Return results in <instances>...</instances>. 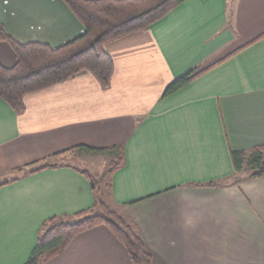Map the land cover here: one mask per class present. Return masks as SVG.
<instances>
[{
  "label": "crops",
  "instance_id": "1",
  "mask_svg": "<svg viewBox=\"0 0 264 264\" xmlns=\"http://www.w3.org/2000/svg\"><path fill=\"white\" fill-rule=\"evenodd\" d=\"M7 1L0 25L19 44L56 49L85 32L62 0ZM104 49L108 90L82 71L25 96L21 114L0 99V177L17 179L0 188V264H27L46 221L95 207L81 172L108 168L64 161L93 154L83 147L103 151L89 166L122 158L102 200L135 227L152 264H264V177L235 173L231 157L264 146V0H187ZM16 62L0 41V65ZM191 71L205 72L163 98ZM46 264L132 262L101 226Z\"/></svg>",
  "mask_w": 264,
  "mask_h": 264
},
{
  "label": "trees",
  "instance_id": "2",
  "mask_svg": "<svg viewBox=\"0 0 264 264\" xmlns=\"http://www.w3.org/2000/svg\"><path fill=\"white\" fill-rule=\"evenodd\" d=\"M82 24L85 32L64 46L52 49L39 43L19 44L0 25V41L13 49L17 62L12 67L0 65V99L17 114L25 111L24 98L28 94L43 91L75 78L88 71L103 90L111 86L115 66L105 52V45L122 36L148 30L153 24L187 0H62ZM205 71H191L171 82L163 93L169 97L188 86ZM82 149V148H81ZM87 152L99 153L83 147ZM235 173L249 179L264 177V146L250 152L231 153ZM122 158L112 162L101 175L82 171L89 181L97 202L94 208L74 217L52 218L43 225L37 244L27 264H46L59 257L70 247L75 237L97 227H107L124 246L132 264H152V258L135 227L127 223L104 202L103 182L122 166ZM50 166L30 170L34 174ZM19 172L22 169L18 170ZM17 179L0 177V188Z\"/></svg>",
  "mask_w": 264,
  "mask_h": 264
},
{
  "label": "rangeland",
  "instance_id": "3",
  "mask_svg": "<svg viewBox=\"0 0 264 264\" xmlns=\"http://www.w3.org/2000/svg\"><path fill=\"white\" fill-rule=\"evenodd\" d=\"M96 155H97V153L79 154L77 156L75 155L74 159H72V158H70V156H68V158L65 159L64 161L67 164H73L74 166H77L79 168L88 169L92 173L99 172L100 170H102L101 172H103L106 168L110 167V163L108 162L109 156H101L100 158H96L99 161L98 165L96 167L95 166L94 167L89 166L90 163L94 162V156H96ZM97 160H95V161H97ZM105 161H107L108 163H106L104 166H102ZM97 175L101 176L102 173L97 174ZM5 178H7V177H4L3 179H5ZM7 179H9V178H7ZM101 186H102L103 191H106V183L103 182V184Z\"/></svg>",
  "mask_w": 264,
  "mask_h": 264
},
{
  "label": "built area",
  "instance_id": "4",
  "mask_svg": "<svg viewBox=\"0 0 264 264\" xmlns=\"http://www.w3.org/2000/svg\"><path fill=\"white\" fill-rule=\"evenodd\" d=\"M3 2H4V4H7L8 3V1L7 0H2Z\"/></svg>",
  "mask_w": 264,
  "mask_h": 264
}]
</instances>
